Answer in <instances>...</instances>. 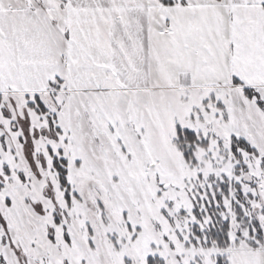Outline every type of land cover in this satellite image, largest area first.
Wrapping results in <instances>:
<instances>
[{
    "label": "snow or ice",
    "instance_id": "obj_1",
    "mask_svg": "<svg viewBox=\"0 0 264 264\" xmlns=\"http://www.w3.org/2000/svg\"><path fill=\"white\" fill-rule=\"evenodd\" d=\"M0 264H264V0H0Z\"/></svg>",
    "mask_w": 264,
    "mask_h": 264
}]
</instances>
